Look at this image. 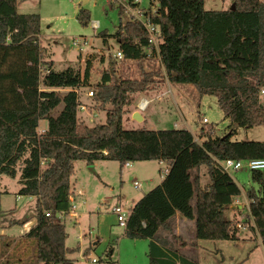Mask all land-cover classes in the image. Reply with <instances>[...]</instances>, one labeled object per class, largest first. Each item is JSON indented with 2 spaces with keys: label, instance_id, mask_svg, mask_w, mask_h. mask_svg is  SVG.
Segmentation results:
<instances>
[{
  "label": "trees",
  "instance_id": "trees-1",
  "mask_svg": "<svg viewBox=\"0 0 264 264\" xmlns=\"http://www.w3.org/2000/svg\"><path fill=\"white\" fill-rule=\"evenodd\" d=\"M19 3L0 0V174L14 178L21 165L17 194L36 198L34 214L11 219L10 224L24 225L31 219L35 224L26 233L28 250L21 254L13 247L12 259L2 264H24L34 254L38 264H76V248L66 245V226L59 214L64 217L71 209V177L78 160H113L121 167L154 160L168 165L162 182L132 206L124 228L129 238L150 240V264H198L196 258L164 250L157 241L159 230H172L170 220L177 212L196 220L197 239L240 240V230L226 212L243 190L220 162L264 159V142L234 141L232 126L220 137L210 125L202 142L187 129H125L123 117L136 94L157 90L168 81L191 83L201 95H215L232 125L264 124V0H234V10L206 9L205 0H151L143 14L160 31L159 46L150 53L159 57L162 69L117 81L103 70L92 91L94 107L106 110V119L91 126L79 117L77 91L89 83L90 61L84 71L77 66L57 70L41 44L40 15L20 12ZM79 19L87 24L89 11L82 9ZM99 35L104 41L109 36L107 31ZM113 36L123 58L141 61L149 55V35L138 18L132 16ZM42 120L47 121L43 133ZM201 167L208 176L206 184ZM251 177L257 187L245 193L252 229L264 244V169L251 170ZM12 243L2 241L0 254ZM112 253L110 247L101 264H114Z\"/></svg>",
  "mask_w": 264,
  "mask_h": 264
},
{
  "label": "rangeland",
  "instance_id": "rangeland-1",
  "mask_svg": "<svg viewBox=\"0 0 264 264\" xmlns=\"http://www.w3.org/2000/svg\"><path fill=\"white\" fill-rule=\"evenodd\" d=\"M20 1L18 7L20 12L40 15L41 44L57 70L77 66L84 71L87 62L90 61L89 83L87 86L77 88L79 99L87 106L86 110L79 111V117L90 126L103 123L106 119V110L94 107L93 95H88V92L93 90L92 86L101 80L103 70L112 73L114 80L117 81L122 77L139 78L143 70L162 69L160 59L154 53L149 52L141 61L116 57L120 48L113 34L132 16L138 18L141 12V18H144L143 9L150 6L151 0H137L138 4L135 7L124 0ZM233 3L234 0H205V8L230 9ZM82 9L89 11L90 20L87 24H83L79 19ZM93 22L98 24L94 26ZM102 31L109 34L106 41L99 35ZM66 91L67 89L61 90L62 93ZM142 97L150 100L145 109L139 107ZM134 99L129 113L123 117L125 129H187L194 134L197 141L202 142L206 139L203 134H206L210 125L214 127L215 135L220 137L230 133L232 126L236 130L232 140L264 142V124L251 128L232 125L220 108L218 98L210 94L201 95L191 83L172 84L166 81L161 83L157 90L138 93ZM260 100L264 104V93H260ZM61 108L62 104L54 114ZM133 111H139L144 119L142 121L134 119ZM203 118L208 120V124L203 122ZM44 126H47V121L42 120L40 128ZM97 164L95 167L84 160L75 162L71 186L75 189L72 202L76 208L61 217L66 226V245L76 248L73 254L76 264H101L108 259L107 251L110 247H113V253L109 257L112 263L150 264L148 256L150 240L127 237L124 234V227L118 223L117 215L112 212V207L120 204L124 209H130L135 201L162 182L161 176H165L167 166L159 165L155 160L132 162V166L123 168L118 161L113 160L108 161L111 165H106L102 161H98ZM20 167L18 164L16 177L2 174L0 178V253L2 241L5 239L16 240L12 246H16L18 251L24 249L27 251L30 244L25 234L26 226L10 224L11 219H21L23 216L34 214L36 203L33 196L17 194L20 188ZM229 173L238 181L241 188L256 185L246 164L239 170ZM206 179L208 182V176ZM135 181L139 183L138 187L135 186ZM79 189L82 191L79 192ZM1 235H5L4 239ZM256 235L251 238L242 236L238 241H205L207 264H264V244ZM20 241L23 245L19 246L17 242ZM12 252L13 247L6 252L7 254H2L4 262L12 259L9 256ZM31 257L35 260V254ZM93 259L97 262H93Z\"/></svg>",
  "mask_w": 264,
  "mask_h": 264
},
{
  "label": "crops",
  "instance_id": "crops-1",
  "mask_svg": "<svg viewBox=\"0 0 264 264\" xmlns=\"http://www.w3.org/2000/svg\"><path fill=\"white\" fill-rule=\"evenodd\" d=\"M20 3H21V1H20ZM20 3H19V6H20ZM142 98H145V97H142ZM134 112L135 111H133L132 113H134ZM143 119H144V116H143ZM46 127L47 126H44V127H41V128H46ZM98 161H102V162L106 163V165H111V164H108L109 160H97V161L93 162V166L96 167L98 165L97 164ZM156 162L159 165H161V164L162 165H166L167 166L166 170L168 169V165L166 163L161 162V161H156ZM131 164H132V162H131ZM145 165H147V164H145ZM142 166H144V165L142 164ZM194 172H196V170ZM199 173H200V176H201L202 184H206L207 183V179H206L207 178V174L205 172V169L203 167H201L199 169ZM1 176H2V174H0V178H1ZM161 179L163 180L164 176H161ZM235 181L241 187V185L238 183V181L236 179H235ZM250 186L257 187V185H253V184L249 185V187ZM241 189L243 190L242 194L240 196H237L234 199V201L231 204L229 210L226 212L227 217L232 219V220H234V221L240 220L242 218V216H244V215H246V213H248L249 200H248V198L246 196V193H245L246 188H241ZM73 190L75 192L74 188H73ZM80 191H82V189H79V192ZM135 202H134V204H135ZM195 203H196V201L194 199V203L193 204L195 205ZM248 221H251V224H252V220L251 219H248ZM170 222H171V225H172V230L171 231L161 229V230H159V232L157 234V241L160 243L161 247L164 250H166V251L175 250L180 255L187 256L189 258H196L197 261H198V264H207V245L205 244V241H207V240H202V239H197L196 238V220L195 219L185 218L179 212H177L171 218ZM34 224H35V219H32V220H30V221H28L27 223L24 224L26 226L25 234L34 226ZM256 234H257V232H255L252 228H249V229L245 230L244 232L240 231V233H239L240 238L242 236H244L246 238H248V237L251 238L253 235H256ZM3 236L5 237V235H3ZM258 237H259V235H258ZM11 240H13V239H11ZM15 241H13V243H15ZM18 243L23 245L22 241L17 242V244ZM24 244L27 245L26 242H24ZM12 247H15V246L11 245L10 249H12ZM24 251H25V249L23 251H19V252L21 254H23ZM2 261H3V257H2V254H0V264H2ZM30 263L31 264H38L36 262V260H34V257H30V258L28 257L27 259L24 260V264H30Z\"/></svg>",
  "mask_w": 264,
  "mask_h": 264
},
{
  "label": "built area",
  "instance_id": "built-area-1",
  "mask_svg": "<svg viewBox=\"0 0 264 264\" xmlns=\"http://www.w3.org/2000/svg\"><path fill=\"white\" fill-rule=\"evenodd\" d=\"M141 15L142 14L140 12L139 13L140 17L138 16V19L144 24L145 28L147 29V32L149 35V44H150L149 52H150L151 48H158L162 37H161V34H160L158 27L151 23L150 18L149 17L141 18L142 17ZM93 24H94V26H96L98 24V22H93ZM116 57H118L119 59H122L123 58L122 52L118 51L116 53ZM261 92L264 93V89H262ZM88 95L92 96L93 91L90 90L88 92ZM149 103H150L149 99H147L146 97L142 98L139 102V107L141 109H145ZM86 109H87V106L84 103L80 102L79 111H84ZM203 122L208 123V120L206 118H203ZM45 129L46 128H40V132H42V133L45 132ZM244 164H246L250 170H263L264 169V159H262V158L250 159V160H246V161L235 160V159H226V160H223L220 162V165L222 166V168L227 172L237 171ZM131 165H132L131 162H127L125 164V166H131ZM135 186L136 187L139 186V183L137 181H135ZM75 208H76V205L73 204V202L71 200L70 211L72 209H75ZM112 211L117 215V220H118L119 225L125 228L127 226V221H128L131 209H124L122 205L117 204L112 208ZM47 215H49V213H47ZM62 215H64L63 212L59 214V216H61V217H62ZM248 219L252 220V224H251V222H247ZM236 225L239 229H242V230H247V229H249V227L254 226L253 218H252L251 212H250V203H248V213H246V215L242 216V218L240 220L236 221ZM93 262H97V260L93 259ZM114 264H117V263H114Z\"/></svg>",
  "mask_w": 264,
  "mask_h": 264
},
{
  "label": "water",
  "instance_id": "water-1",
  "mask_svg": "<svg viewBox=\"0 0 264 264\" xmlns=\"http://www.w3.org/2000/svg\"><path fill=\"white\" fill-rule=\"evenodd\" d=\"M230 9H232V10L235 9V4L234 3H233V5L231 6ZM133 118L136 119L137 121H142L143 120V116L141 115V113L139 111H135L133 113Z\"/></svg>",
  "mask_w": 264,
  "mask_h": 264
}]
</instances>
